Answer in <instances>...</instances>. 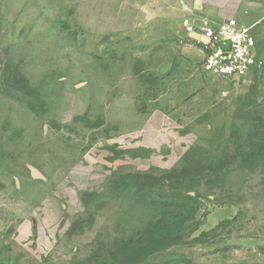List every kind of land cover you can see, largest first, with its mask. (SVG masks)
Wrapping results in <instances>:
<instances>
[{
  "label": "rangeland",
  "instance_id": "obj_1",
  "mask_svg": "<svg viewBox=\"0 0 264 264\" xmlns=\"http://www.w3.org/2000/svg\"><path fill=\"white\" fill-rule=\"evenodd\" d=\"M180 1L0 0V264H264V63L194 74Z\"/></svg>",
  "mask_w": 264,
  "mask_h": 264
},
{
  "label": "crops",
  "instance_id": "obj_2",
  "mask_svg": "<svg viewBox=\"0 0 264 264\" xmlns=\"http://www.w3.org/2000/svg\"><path fill=\"white\" fill-rule=\"evenodd\" d=\"M179 4L180 14L167 21V28L171 34L173 46L175 45V48L179 50L185 64L190 66L193 73L205 58L204 44L208 41V37L200 30L188 31L184 19H190L196 26L207 24L213 27H217L220 22L232 16H236L241 23L244 18H249L250 24H243L252 27L260 24L264 19L260 13L262 3L257 0H181ZM254 35L257 51L262 59L263 53L258 36L255 32Z\"/></svg>",
  "mask_w": 264,
  "mask_h": 264
},
{
  "label": "built area",
  "instance_id": "obj_3",
  "mask_svg": "<svg viewBox=\"0 0 264 264\" xmlns=\"http://www.w3.org/2000/svg\"><path fill=\"white\" fill-rule=\"evenodd\" d=\"M188 31L200 30L208 37L201 63L203 73L227 79H246L262 66L252 26L241 23L236 16L229 17L217 27L196 26L184 19Z\"/></svg>",
  "mask_w": 264,
  "mask_h": 264
},
{
  "label": "water",
  "instance_id": "obj_4",
  "mask_svg": "<svg viewBox=\"0 0 264 264\" xmlns=\"http://www.w3.org/2000/svg\"><path fill=\"white\" fill-rule=\"evenodd\" d=\"M186 1H191V0H186ZM32 171H33V173H34V175H35L36 177H41V178L44 177V176L42 175V173H41L38 169L32 167Z\"/></svg>",
  "mask_w": 264,
  "mask_h": 264
},
{
  "label": "trees",
  "instance_id": "obj_5",
  "mask_svg": "<svg viewBox=\"0 0 264 264\" xmlns=\"http://www.w3.org/2000/svg\"><path fill=\"white\" fill-rule=\"evenodd\" d=\"M184 170H186V168H184Z\"/></svg>",
  "mask_w": 264,
  "mask_h": 264
}]
</instances>
